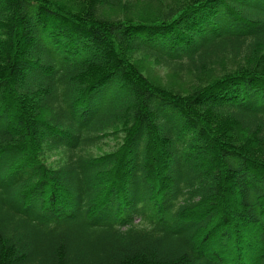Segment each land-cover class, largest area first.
<instances>
[{
  "label": "trees",
  "instance_id": "obj_1",
  "mask_svg": "<svg viewBox=\"0 0 264 264\" xmlns=\"http://www.w3.org/2000/svg\"><path fill=\"white\" fill-rule=\"evenodd\" d=\"M168 1L0 0V264H264V0Z\"/></svg>",
  "mask_w": 264,
  "mask_h": 264
},
{
  "label": "rangeland",
  "instance_id": "obj_2",
  "mask_svg": "<svg viewBox=\"0 0 264 264\" xmlns=\"http://www.w3.org/2000/svg\"><path fill=\"white\" fill-rule=\"evenodd\" d=\"M169 0L168 2H170ZM143 70L147 75L156 83L167 87L168 89L177 90V92H185L189 86H191V79L188 76H173L161 66L155 63H143ZM119 143L118 140L107 138L101 142L100 145L87 149L91 155H102L107 151L115 148ZM61 158L60 155L54 154L50 157L49 162L58 161Z\"/></svg>",
  "mask_w": 264,
  "mask_h": 264
}]
</instances>
